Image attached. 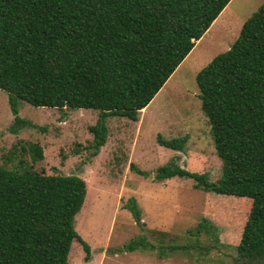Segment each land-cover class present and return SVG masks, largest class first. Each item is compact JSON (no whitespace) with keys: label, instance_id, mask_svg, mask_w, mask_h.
I'll use <instances>...</instances> for the list:
<instances>
[{"label":"trees","instance_id":"16d2710c","mask_svg":"<svg viewBox=\"0 0 264 264\" xmlns=\"http://www.w3.org/2000/svg\"><path fill=\"white\" fill-rule=\"evenodd\" d=\"M230 2L0 0V89L9 93L12 132L37 127L20 115V100L60 110L98 109L99 120L90 130L93 154H99L108 140L107 117L139 121ZM197 83L223 175L214 181L171 161L158 169L156 179L189 177L197 188L248 200L234 264H264V3L230 48L198 72ZM188 138L158 137L161 145L179 151L186 150ZM23 150L35 161L44 158L39 143ZM87 190L77 174L0 164V264H68L75 239L90 259L91 247L75 226ZM130 207L139 218L135 201ZM216 231L204 218L191 230L194 242L172 238L158 244L141 235L125 249L157 250L161 257L177 251L205 254L216 244L202 243L200 236Z\"/></svg>","mask_w":264,"mask_h":264},{"label":"rangeland","instance_id":"374dc122","mask_svg":"<svg viewBox=\"0 0 264 264\" xmlns=\"http://www.w3.org/2000/svg\"><path fill=\"white\" fill-rule=\"evenodd\" d=\"M263 3L231 0L139 121L107 117L108 140L97 155L91 148L94 134L90 126L98 122L100 110H60L20 100V115L37 127L16 133L10 128L15 115L9 93L0 89V164L18 169L32 166L47 174H77L87 181V196L75 226L90 245L91 258L86 259L82 242L75 239L68 264H234L250 202L197 188L193 178L157 180L156 174L161 166L176 161L193 172L207 173L214 181L222 177L223 160L202 108L197 74L230 48ZM160 134L166 139L188 136L186 150L161 145ZM32 142L43 147L42 160L35 161L30 150H23V145ZM133 201L142 212L139 218L130 207ZM204 218L217 228L214 236H200L202 243L216 244L209 253L177 251L161 257L157 250L125 249L141 235L158 244L172 238L178 243L194 242L197 237L191 230Z\"/></svg>","mask_w":264,"mask_h":264},{"label":"bare ground","instance_id":"6f19581e","mask_svg":"<svg viewBox=\"0 0 264 264\" xmlns=\"http://www.w3.org/2000/svg\"><path fill=\"white\" fill-rule=\"evenodd\" d=\"M143 111H146V108H144Z\"/></svg>","mask_w":264,"mask_h":264}]
</instances>
